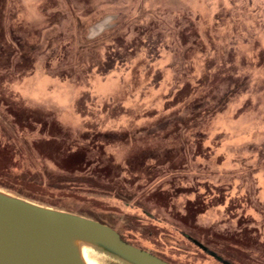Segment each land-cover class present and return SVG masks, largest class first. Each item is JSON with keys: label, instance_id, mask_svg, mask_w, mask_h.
Here are the masks:
<instances>
[{"label": "rangeland", "instance_id": "1", "mask_svg": "<svg viewBox=\"0 0 264 264\" xmlns=\"http://www.w3.org/2000/svg\"><path fill=\"white\" fill-rule=\"evenodd\" d=\"M0 191L238 264L236 233L264 244V0H0Z\"/></svg>", "mask_w": 264, "mask_h": 264}, {"label": "water", "instance_id": "2", "mask_svg": "<svg viewBox=\"0 0 264 264\" xmlns=\"http://www.w3.org/2000/svg\"><path fill=\"white\" fill-rule=\"evenodd\" d=\"M82 246L123 264H170L106 224L0 191V264H85Z\"/></svg>", "mask_w": 264, "mask_h": 264}, {"label": "trees", "instance_id": "3", "mask_svg": "<svg viewBox=\"0 0 264 264\" xmlns=\"http://www.w3.org/2000/svg\"><path fill=\"white\" fill-rule=\"evenodd\" d=\"M59 178H54L52 176H49L48 177V180L49 181H54L53 183H58L60 181H67L68 183H75V179L74 178H65V180L62 178V180H58ZM77 179V178H76ZM78 181V179H77ZM76 181V182H77ZM85 181V179L83 180ZM87 181V180H86ZM85 181V182H86ZM57 187V186H56ZM17 195L19 197H22V198H25V199H28V200H31V201H39V202H42L44 203V200L40 199V198H33L27 194H24V193H17ZM51 206H54L53 204ZM56 206V205H55ZM67 204L64 203L62 207L64 208H67ZM67 212H70V213H76L72 210H69V209H65ZM86 213H89V214H86ZM77 214H80L82 216H86L92 220H95V221H98V222H101L103 224H106L108 226H110L111 228L114 229V227L108 223H106L105 221H103L101 218H99L98 216L94 215V213H92L91 211L89 210H79V212ZM240 226V225H238ZM121 237V239L123 241H125L126 243H129L137 248H140L142 250H145V251H148L146 248L144 247H141L139 246L137 243H134L132 240H129L128 238L125 237L124 234H122L120 231L114 229ZM259 236L258 234L256 233V231H251V230H241L239 231L238 233H236L232 238L231 240L232 241H237V244L234 243V246H235V249H236V253H232L230 254V257L232 258L233 262H236L238 264H255L253 261H250L248 259L245 258L244 255H242L243 251L245 252L244 254H247V255H250V256H256V257H259V259H262L264 260V244L260 243L259 242ZM225 241V240H224ZM243 244V245H242ZM245 246V247H244ZM247 247H257L256 250L257 251H254V252H251L248 250ZM200 248L205 252L207 253L208 255H210L211 257H213L215 260L217 261H220L222 262L223 264H231V263H228V262H225L224 260H222V258L220 256H218L217 254H214L212 253L211 251H209L206 247L204 246H200ZM242 249V250H239V249ZM244 249V250H243ZM247 250V251H246ZM150 253H152L153 255H155L156 257L170 263V264H175L174 262L172 261H169L163 257H161L160 255H158L157 253L153 252V251H148ZM244 257V258H243Z\"/></svg>", "mask_w": 264, "mask_h": 264}, {"label": "bare ground", "instance_id": "4", "mask_svg": "<svg viewBox=\"0 0 264 264\" xmlns=\"http://www.w3.org/2000/svg\"><path fill=\"white\" fill-rule=\"evenodd\" d=\"M94 251L86 246L81 247V256L85 264H99L94 257Z\"/></svg>", "mask_w": 264, "mask_h": 264}]
</instances>
